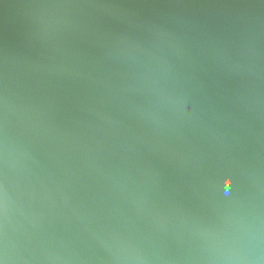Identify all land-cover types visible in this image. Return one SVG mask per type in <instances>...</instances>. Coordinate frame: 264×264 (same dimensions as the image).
I'll list each match as a JSON object with an SVG mask.
<instances>
[{
    "label": "water",
    "instance_id": "1",
    "mask_svg": "<svg viewBox=\"0 0 264 264\" xmlns=\"http://www.w3.org/2000/svg\"><path fill=\"white\" fill-rule=\"evenodd\" d=\"M0 264H264V0H0Z\"/></svg>",
    "mask_w": 264,
    "mask_h": 264
},
{
    "label": "snow or ice",
    "instance_id": "2",
    "mask_svg": "<svg viewBox=\"0 0 264 264\" xmlns=\"http://www.w3.org/2000/svg\"><path fill=\"white\" fill-rule=\"evenodd\" d=\"M231 175H232V173L231 172H229V178L231 179Z\"/></svg>",
    "mask_w": 264,
    "mask_h": 264
}]
</instances>
